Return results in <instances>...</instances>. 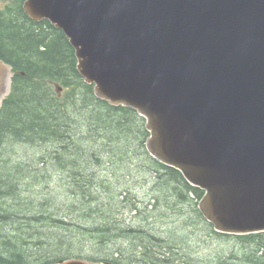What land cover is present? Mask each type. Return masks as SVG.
<instances>
[{"label": "water", "instance_id": "1", "mask_svg": "<svg viewBox=\"0 0 264 264\" xmlns=\"http://www.w3.org/2000/svg\"><path fill=\"white\" fill-rule=\"evenodd\" d=\"M94 95L135 110L147 152L203 191L214 231L264 233V0H25ZM14 73L0 60V109ZM56 264H102L81 258Z\"/></svg>", "mask_w": 264, "mask_h": 264}, {"label": "trees", "instance_id": "2", "mask_svg": "<svg viewBox=\"0 0 264 264\" xmlns=\"http://www.w3.org/2000/svg\"><path fill=\"white\" fill-rule=\"evenodd\" d=\"M15 14L12 20L0 19V59L14 71L0 109V264H55L70 258L186 264L185 244L148 226L150 214L157 212L180 216L185 224L176 219L178 228L186 225L191 237L200 227L223 246L234 242L224 255L204 258L203 264H264V233H216L198 210L203 192L147 152L144 119L94 95L61 30L46 20L28 19L20 9ZM101 159L109 163L102 168L104 175L94 167ZM134 160H142V175L149 179V198L142 205L130 201L125 189L114 193L108 183L114 168L135 177L139 162ZM56 176L71 190V222L56 217V209L43 208L62 187L36 191L43 180ZM15 218L28 221L16 224ZM38 224L41 228L35 229Z\"/></svg>", "mask_w": 264, "mask_h": 264}, {"label": "rangeland", "instance_id": "3", "mask_svg": "<svg viewBox=\"0 0 264 264\" xmlns=\"http://www.w3.org/2000/svg\"><path fill=\"white\" fill-rule=\"evenodd\" d=\"M73 50H74V48H73ZM76 64H77V60H76ZM29 160H31V159H29ZM110 160L113 161L114 159H110ZM115 162H123L124 163V161H118L116 159H115ZM135 162H139L138 164H136V170L135 171L133 170L136 173L135 177L127 175L126 173L122 172L121 169H115L114 168L113 180L109 179L108 183L111 184V186L114 190V193L117 194V193L121 192L123 189H125L129 193V200L130 201L136 200L137 202L140 203V205H142L144 203L143 201H147L148 200L147 198H149V193H150V191L148 190L149 186L147 185L148 183H146V181H145V179L146 180H149V179L147 178V176L145 177L144 175H142L145 172V169L142 168V167H144L142 160L141 161L136 160ZM129 163L131 164L132 161ZM107 164H109V163L107 162L106 159H101V164L96 165L94 167L96 170H99L98 173L104 175L103 171L105 169H102V168L103 167L106 168L105 165H107ZM133 166L135 167V165H133ZM107 172H108V170H107ZM57 182L59 183V185L57 184ZM144 182L146 183V186L143 185ZM66 183H67L66 180L61 179L60 177H57V176H56L54 181H53V179L48 178L47 182H45L43 180V184L41 183V185H39L37 187L36 191L40 190L42 193H47V189L49 188L48 186H50L51 191H53L55 189L54 187H59V186H60V188L62 187L60 190L61 193L58 192V194H55L56 195L55 200H53L52 197H49V200L45 201L46 204L44 203L43 208H46V210L54 208L57 211H59V214H55L56 217L60 216V217H63L64 219H66L65 218V216H66L68 219V220L67 219L66 220L71 222V217H74V215L70 211V206H69V203L71 204L72 199H70V198L72 197V195L70 194L71 190L69 191L66 189V187H65ZM128 203H130V202H128ZM117 217L120 218V212L119 211L115 212V218H117ZM174 218L175 217H171L169 213H165V212H163V213H160V212L151 213L150 217H149V222H148L149 225L148 226L151 227L152 229L154 228L153 226H156L155 227L156 231H158L160 234L164 235L163 237H167V236L178 237L177 242H183V244H185V256L187 257L186 258V264L193 263L195 261H196V263L200 262V264H203L204 262L202 259H204V258L210 259V258H214L215 256L216 257L222 256V255H224V252L227 250L228 247L232 248L233 246H235L233 241L224 240L227 242V244L224 245L226 247L225 248L222 245V242L220 240L211 238L210 236H207L206 234L204 235L202 230H200V227L195 228L194 233L192 234L193 236L191 237V235L187 234L188 232H185V226L186 225H184L185 223L182 221V218L180 216L176 217V219H178V222L182 221L184 223V224H182L181 228H178V226H177L178 223L175 222L176 219H174ZM14 220H15L16 224H18L21 221H28V219L21 220L18 218H15ZM174 222L176 224H174ZM38 225H40V226H34V228L40 229L42 225L41 224H38ZM144 226H146V224H144ZM31 228H32V226H31ZM50 228H51V230L56 231L54 225H51ZM75 234L76 233L74 232L73 235H75ZM179 234H181V235H179ZM171 244L173 245V243H171ZM50 250H52V249H50ZM234 262H237V261H234ZM206 263H209V262L206 261ZM193 264H195V263H193ZM236 264H238V262Z\"/></svg>", "mask_w": 264, "mask_h": 264}, {"label": "flooded vegetation", "instance_id": "4", "mask_svg": "<svg viewBox=\"0 0 264 264\" xmlns=\"http://www.w3.org/2000/svg\"><path fill=\"white\" fill-rule=\"evenodd\" d=\"M25 0H0V19L12 20L16 18V12L20 9L23 14L29 19V16L24 12L23 5Z\"/></svg>", "mask_w": 264, "mask_h": 264}]
</instances>
